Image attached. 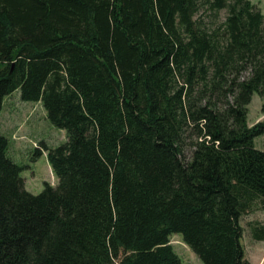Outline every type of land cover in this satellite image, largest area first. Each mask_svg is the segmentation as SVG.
Instances as JSON below:
<instances>
[{
	"label": "trees",
	"instance_id": "16d2710c",
	"mask_svg": "<svg viewBox=\"0 0 264 264\" xmlns=\"http://www.w3.org/2000/svg\"><path fill=\"white\" fill-rule=\"evenodd\" d=\"M202 9L227 17L209 27ZM16 91L68 141L44 146L59 183L34 195L0 134V264H183L174 234L203 264H251L264 15L250 0H0V114Z\"/></svg>",
	"mask_w": 264,
	"mask_h": 264
},
{
	"label": "rangeland",
	"instance_id": "374dc122",
	"mask_svg": "<svg viewBox=\"0 0 264 264\" xmlns=\"http://www.w3.org/2000/svg\"><path fill=\"white\" fill-rule=\"evenodd\" d=\"M264 15V0H250ZM205 25L221 26L226 17L227 10L219 13V16L211 14L202 9L200 14ZM264 99L254 94L248 107V124L254 126L264 121ZM0 134L7 137L9 141V156L18 165L24 168L22 177L28 192L41 194L46 185L57 186L56 178L48 161L49 149H55L68 141L66 130L54 126L48 119L47 112L42 103L25 102L21 99L20 91H16L5 99L4 108L0 114ZM196 140L190 130L186 137V159L191 160L194 152L192 146ZM255 147L264 151V135L255 139ZM38 149H42L43 155L36 158ZM240 224L243 228L242 244L245 249L246 259L251 264H264V242L253 238L252 228L264 226V206L256 204L254 208L241 218ZM176 253L183 264H203L202 260L184 242L181 234L170 237Z\"/></svg>",
	"mask_w": 264,
	"mask_h": 264
}]
</instances>
